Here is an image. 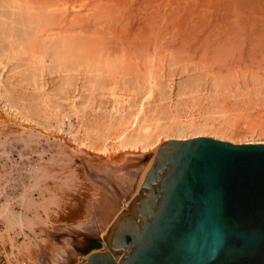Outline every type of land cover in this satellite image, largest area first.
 Segmentation results:
<instances>
[{"label":"bare ground","instance_id":"6f19581e","mask_svg":"<svg viewBox=\"0 0 264 264\" xmlns=\"http://www.w3.org/2000/svg\"><path fill=\"white\" fill-rule=\"evenodd\" d=\"M14 60L18 63H14L12 71L18 74L24 72L30 92L25 89L21 95H17L16 84L19 81L11 83L10 78L6 80V75L2 74L6 63ZM173 68L182 73L191 70L197 72L195 79L187 87L186 83V88L178 91L177 96L183 100L189 96L192 97L189 98L191 101L199 102L200 93L209 87L210 90L206 92L211 100L207 115L219 114L222 117L227 113L228 117L223 119L225 126L220 123L212 127L205 122L207 119L202 124H192L191 127L187 125L195 137L185 134V130L178 126V130L162 127L164 122L161 121L167 120L168 109L171 111L173 108L170 102L174 98L172 94L157 95L156 89L160 77L166 78ZM46 70L51 74H64L57 88H47L49 81L45 83L44 79ZM78 75L83 76L81 87L91 95L85 98L82 94L86 100L81 102L82 107L93 105L92 95L97 92L100 101L106 99L113 105L105 109V112L97 113L96 119L92 118L94 121L90 119L93 124L84 134V140L79 142L82 155L78 150L60 142V157L70 163L79 159V172L75 167L72 168L74 171H70V167L67 174H56L57 171L53 172L47 166L41 169L34 166L36 170L29 172L33 182L22 193L19 203L24 209L16 211L10 202L0 201V217L7 224L6 232L20 234L29 230L34 236V248L29 247L32 250L24 247V244L17 248H27V252L33 254L29 258H15L11 256L12 253L5 256L9 262L80 264L87 256L84 258L77 253V249L86 246L90 238L96 235L103 236L104 240L101 241L104 247L93 252L102 253L106 250L111 255L106 246L108 233L117 217L135 200L136 193L165 141H185L207 134H214L222 140L232 138L234 129L231 133L227 130L234 128L240 121L236 107L247 106L246 103L255 101L256 104H264V0H0V89L7 95V103L10 102L25 118L39 117L42 120L50 117L52 112L61 126L66 124L65 119L70 112L63 109V106L69 103L67 107H70L75 103L71 88L75 86L72 81ZM164 102H169L167 107ZM75 112L73 115L78 114ZM258 124L256 127L261 126L263 132L264 117L259 119ZM29 133L16 136V141L34 147L32 143L36 135ZM162 136L164 144L160 139ZM84 148L95 154L89 155ZM154 148L155 158L145 170L125 171L138 153L144 154ZM9 154L10 150L7 157ZM85 160L91 163V169L87 168L89 164L86 165ZM96 165L101 169L96 168ZM82 172L88 177L87 182H84ZM83 182L84 185L90 183L91 188L89 184V188L82 187L81 192L83 190L93 195L97 190L96 198L93 200L92 197L93 201L89 200L87 205L88 218L76 226L77 229L67 228L66 234L62 231L65 229H53L48 223L50 213L56 212L52 206L59 203L61 195L67 193L64 192L65 189L68 191L67 187L75 186L78 191V183ZM53 185L58 186L54 188L56 192L51 190ZM31 190L40 192L42 197L39 201L33 197ZM46 193L49 197H44ZM42 212L46 218H43ZM12 234L8 238L15 243ZM50 238L55 240L56 245L50 242Z\"/></svg>","mask_w":264,"mask_h":264},{"label":"water","instance_id":"95a60500","mask_svg":"<svg viewBox=\"0 0 264 264\" xmlns=\"http://www.w3.org/2000/svg\"><path fill=\"white\" fill-rule=\"evenodd\" d=\"M106 243L80 264H264V144L166 141Z\"/></svg>","mask_w":264,"mask_h":264},{"label":"rangeland","instance_id":"374dc122","mask_svg":"<svg viewBox=\"0 0 264 264\" xmlns=\"http://www.w3.org/2000/svg\"><path fill=\"white\" fill-rule=\"evenodd\" d=\"M14 63L17 64L18 62H16L14 60L12 62L6 63V68L4 69V71H3L2 74L6 75L5 76V79L6 80H7V78H10V82L11 83L12 82L17 83L19 81V83L16 84L18 86L16 88L17 89V92H16L17 95H21L22 92L25 89H27L30 92L29 87L26 85L27 82L25 81V74H23L24 72L21 73L22 75H24V78H23V76L21 77V74L20 73L18 74L17 72L12 71V68L15 67V64ZM21 70L25 71V69H21ZM191 71L189 73H184V72L182 73V72H179V70H176L174 68H173V70L171 69V72L167 75L166 78L160 77V79H159V87L156 89V94L157 95H159V94H162V95L165 94L166 96H170L172 94L173 95V98H174L173 99V102H170V104H173V108L171 109V111H170V108L169 109L167 108L168 109V115H167L168 117H166L167 120L166 119H163L161 121V123L164 122V123H162V125H163L162 127L163 128L165 127L166 130H168V129L178 130L179 129L178 127H180L183 130H185V134L190 135V137H193V136L195 137V135H192V133H191V130H190V127L191 126H193L195 124L197 125L199 123L202 124L206 119L207 120L205 122H207V124H209L212 127H217V125L219 126L220 123L223 124L222 126H225V124H224L225 123V120H223V119H225L224 117H228V115L226 113L227 116L226 115L225 116L223 115L222 117L220 116L221 118L218 116L219 114L216 115L217 113L215 114L216 116L211 115L212 117L214 116L213 118L211 116L209 117L207 115V110L210 108L209 102L211 100V99H209V93L206 92V91L210 90L209 87H206V89H203V90H206V91H203L202 94L200 93L199 99L200 98L201 99L200 100L198 99L199 102L198 101L195 102L193 100L191 101V99H189V98H192V97H189V96H187V97L185 96L184 97L185 98L184 100L181 99V98H179L177 96L178 91L182 90L183 87L186 88L189 85V83H191L195 79V77H196L195 75H196L197 72H195L193 70H191ZM193 72L195 74H193ZM175 73H176V75H175ZM12 75L14 76V78H13ZM15 75H16V77H15ZM177 75H178V77H177ZM181 75H182V77H181ZM184 75H185V77H184ZM186 75H187V77H186ZM190 75H192V76H190ZM59 76H61V78ZM81 76L78 75V77H76V79L72 81L73 85H75V86L71 88V90H72L71 91V95H73L72 98H75L74 99L75 100V103L73 105H70V107H67V106H69V103H68V105L66 104L65 106H63L64 107L63 109H65L67 112H69V111L70 112L68 113L67 119H65V123L67 125L66 124H62L61 126L59 125L57 118L54 117L55 115H53L52 112H50V114H49L50 117L42 118V120L39 117H35L34 119H32V118H25L24 115H22L23 114L22 112H18L17 110H15L14 107H12V105L10 104V102L9 103L6 102V97L5 96H7V95L4 93V90L3 89H0V94H1V96H0V201L2 203H8V202H10L12 204V206L15 208L16 211H22L24 209L23 206L21 204H19L21 202L20 199L22 197V193L24 194L26 192L27 187H30L31 184H32V182H33V180H31V178L29 176V172H31L33 170H36L35 167H37V169H41L42 166H47L53 172H56L57 171L56 174H67L71 170L74 171V169H72L74 167L77 170L79 169V167H78L79 164H80L79 163V161H80L79 159H76V160L74 159L75 161H72L71 163L69 162V160H66L67 162L64 160L65 163H68V164H65L64 163V161H63L64 158H61L60 155H59L60 154L59 153V151H60L59 149H61L60 147L62 146L60 144V142L63 143V145H64V143H65V145H69V147H71L72 149L74 148V150L75 149L78 150V152L82 155V153L79 151V150H82V148H80L81 145H79V142H82L84 140L87 129L90 127V124H93V122H91V120L94 121L96 119L95 116L98 115L97 113H99V112L102 113L103 111L105 112V109H107L108 107H111L113 105L111 102H109L106 99L105 100L102 99L100 101L99 100L100 96H98L99 92H97L95 94L96 96L95 95H92L93 102H92V99H91V102H92L91 104H93V105L90 104L91 105L90 107L88 105L82 107V105H81L82 103L81 102H85L86 101L84 99V97L87 98L88 95H90V92H88L83 87H81L83 85V79H82L83 76L82 77ZM17 77H19V78H17ZM63 77H64V74H61V73L60 74H58V73H52L51 74V73H49V71L46 70L45 71V78L44 79H45V83H47L49 81L47 83V88L48 89L57 88L61 84ZM54 78H56L58 80H56ZM161 78H164V79H161ZM191 78H193V79H191ZM22 80H24V81H22ZM163 81L166 82V84ZM168 81H171V82H169V84H168ZM186 83H188V84L185 85ZM177 84H180V85H177ZM172 85L174 86V88H173ZM20 88H21V90H19ZM165 89H166V91H165ZM83 91H84V93H83ZM161 91H163V92L161 93ZM82 94L84 95V97H82L83 96ZM177 97H178V99H177ZM207 97H208V99H207L208 101L206 100ZM202 98L204 99V101H203ZM186 99H187V101H186ZM98 100L100 101V104H99V101ZM168 101H170V100H168ZM181 102H182V104H180ZM232 102L234 103V101H232ZM167 103L169 104V102H167ZM167 103L164 102L163 104L167 107L168 106ZM175 103H177V104H175ZM192 103H194V104H192ZM254 103H255V105H254ZM254 103H249L248 102V103H246L247 106L246 105L243 106V107L240 106V108L239 107H236L237 108V111H238V113H237L238 115L237 114L236 115L239 116V118L236 115L235 116L240 121L237 119L239 122H237L235 124L236 126L234 125L235 126L234 128H230V129L227 130V131H229V133H231V130L234 129V135L231 136L232 137L231 139L224 138L222 140V139H220V137H218L219 138L218 139L217 136H215L214 134L202 135V137H210V138H214V139L221 140V141H224V142H230V143L237 144V145L238 144H247V143H250V142L253 143V144H258V143L264 144L263 143L264 142V131L262 132V127L261 126H260L261 128L259 126H258L259 128L256 127L257 125H259L258 124L259 119L262 118V117H264V104H262L263 102L262 103L258 102V104H256V101ZM259 103L262 106H260ZM198 104H200V107L198 106ZM213 104L214 103H212V105ZM243 104H245V103H243ZM189 105H190V107H189ZM252 105H254V106H252ZM192 106L194 107V109H193ZM258 106H260V107H258ZM75 107H76V109H74V110L71 109V108H75ZM83 108H84V110H83ZM96 108H98V109H96ZM231 108H234V107H232V105H231ZM174 109H175V111H174ZM217 109H218V107L216 108V111H217ZM220 109H219V111H221ZM178 110H180V111L182 110L181 113ZM73 111L74 112L76 111L78 114L73 115ZM169 111L171 112L172 115L170 114ZM197 111H199V112H197ZM247 111H250V112H248L249 114L246 113ZM174 112H176V113H174ZM20 113H22V114H20ZM230 115H231V113L229 114V116ZM82 116L84 117V119H83ZM175 117L178 118L177 119V120H179L178 122L175 119ZM257 117H258V119H257ZM86 118H88V119H86ZM27 119H29V120H27ZM83 120L85 122L89 123V125L87 123H85ZM164 120H166V121H164ZM171 120H173V121L171 122ZM37 121H38V123H37ZM88 121H90V122H88ZM251 121L254 122V123H251ZM167 122H169L168 123L169 126H168ZM175 122L177 123V125H176ZM70 123H72L71 124L72 126H70ZM165 123H166L167 126L165 125ZM187 125L190 126V127H188ZM59 126L62 127V128H59ZM86 126H88V127H86ZM173 126H176V127H173ZM70 127H71V130L72 131H70ZM72 127H73V129H72ZM250 127H251L252 132L250 130ZM29 132H32V134H35L36 135V139L32 143V145L34 147L31 146V148H30L29 145L27 147L25 144H23V141L17 142L16 141V138H15L16 136L18 137V136H25L24 134H30ZM11 135H13V136L11 137ZM213 136H215V137H213ZM73 139H74V141H73ZM160 139H161V142H163V144L166 142V141L164 142V137L163 136H162V138L160 137ZM10 140H11V142H10ZM65 140H66V142H65ZM36 141L37 142L39 141V142L38 143H35ZM254 141H256L257 143L254 142ZM56 142H57V145H55ZM34 143H35V145H34ZM110 144H113V143L110 142ZM72 149H68V151H72ZM9 150H10L11 154H9V157H7ZM85 150H87V149L84 148V151ZM155 150H156V148H154L153 150H149V151L145 152L144 154H141V153L139 154L138 153L131 160L130 164L127 166V168L125 169V171H127V172H129V171H132V172L133 171L142 172L143 170H145L150 165L151 160L153 158H155V157H153ZM44 152H45V154H44ZM87 153L89 155L95 154L94 151L92 153V151H90V150H89V152L87 150ZM70 154H71V152H70ZM51 156H53V158ZM40 159H42L43 162ZM55 161L57 163H55ZM85 163L87 165L88 161H86ZM55 164H56V166H55ZM38 166H39V168H38ZM70 167H71V169H70ZM91 167H92L91 166V163L89 165H87V168L91 169ZM96 168L101 169V167H99L97 165H96ZM53 169H55V170H53ZM69 169H70V171H69ZM77 170H75V171H77ZM83 171H86V170H83ZM77 172H79V170ZM82 177H85V178H83V179H85L84 182H87L88 181L87 180L88 177H86L85 172H82ZM84 182L82 184L78 183V186L79 187L77 186V188H78V191H80V193L77 191V189H76L75 186H73L72 188L70 186L67 187L68 191H65L66 190L65 189L66 187H64V189H65L64 192L65 193L67 192V193L61 195V197L64 196L65 197V200L66 199L67 200L65 201L63 199V197H62V200H61V197H60V199H58V200H60L59 203L56 202L57 203L56 204L57 206L55 204H54V206H52V207H54L52 209L56 210V212L50 213V216H49L50 221L48 223H49L50 226L53 227V229H56L58 231H59V229H61V230L62 229H65V230H62V231H63L64 234H66V233H68V231H66L67 228H74L75 227L74 229H77L76 226H78L80 223H82L83 221H85L86 218H88L87 217L88 216V210H87L88 207H87V205L89 203V200L90 201H93L96 198V196H97V190H95L93 192V195L91 193H86L85 189H84L85 192H83V190L81 192L82 187L85 188V186H88L90 184V183H88V185H84L85 184ZM4 183H5V185H4ZM56 184H58V181H57ZM89 186L91 188V184ZM89 186H88V188H89ZM57 187L58 186L55 185V187H54V185H53V187L51 188V190L53 189V192H56V189H54V188H57ZM60 188H62V187H60ZM92 189L93 190L95 189L94 184L92 185ZM34 190H31L32 191L31 193L33 194V197L37 201H39V199L42 196H41V194H39L40 193L39 191L37 192V190L36 191H34ZM138 192L136 194H138ZM47 195H48V193H46L44 197H49V195L48 196ZM66 195H67V198H66ZM87 195H88V197H87ZM92 197H93V200H92ZM133 200H134V198H133ZM61 201L62 202L64 201L63 204H62ZM31 215H32V213H30L29 216L31 217ZM44 216L45 215L43 213V218H46V216L45 217ZM6 226H7V224H6L5 220L0 217V257L2 258L3 256L4 257L5 256H10V254L13 253L11 256L12 257H15V258H24V256H25V258H27V257L29 258L30 257L29 255L30 254L32 255L33 253L27 252V250H28L27 248H29V247L30 248H34V244H35L34 241H33V239H34L33 237L34 236L32 235V233H30L29 230H24L20 234L7 233L6 232V229H7ZM52 227H50V228H52ZM38 230H37V232H39ZM44 230H47V229H44ZM9 234H12V236L14 237V242L15 243H13L10 238H8L9 237ZM96 236L90 238V241H88V244L86 246H84L82 248H78L77 249V253H79L80 255H83V257L86 258L85 255H87L88 253L93 252V251L99 249L100 248V244L98 243V241H100L101 239L104 240V238H103L102 235H100V237L98 235H96ZM49 240H50V242H52V243H54L56 245V242H55L54 239H51L50 238ZM48 243H49V241H48ZM22 244H24V247H27V248L22 249V250H18L17 248H19ZM25 244H26V246H25ZM30 248H29V250H32ZM19 253H21V254H19ZM27 253H29V254L27 255Z\"/></svg>","mask_w":264,"mask_h":264},{"label":"built area","instance_id":"2783aa9c","mask_svg":"<svg viewBox=\"0 0 264 264\" xmlns=\"http://www.w3.org/2000/svg\"><path fill=\"white\" fill-rule=\"evenodd\" d=\"M0 264H26L25 262H9L4 256L0 259Z\"/></svg>","mask_w":264,"mask_h":264}]
</instances>
